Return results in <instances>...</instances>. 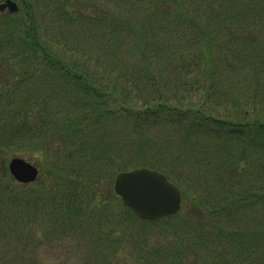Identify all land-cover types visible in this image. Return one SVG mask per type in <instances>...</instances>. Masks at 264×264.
Instances as JSON below:
<instances>
[{
  "label": "trees",
  "instance_id": "obj_1",
  "mask_svg": "<svg viewBox=\"0 0 264 264\" xmlns=\"http://www.w3.org/2000/svg\"><path fill=\"white\" fill-rule=\"evenodd\" d=\"M13 1L21 3L17 13L0 12V157L37 152L48 161L45 171L59 196L50 202L57 227L102 238L110 258L127 233L122 225L141 224V232L129 236L134 264H264V116L244 105L219 113L229 88L217 78L220 67L211 50L213 43L226 45L235 57L226 63L234 67L240 58L248 73L264 75V0H158L155 6L163 9H122L136 1L152 7L151 0H110L112 7L104 9L110 2L101 0L87 16L67 13L60 0V9L47 10L56 20L71 16L97 35L104 29L111 35L109 55L120 43L139 52L143 63L122 64L117 76L129 83L132 76L126 74L134 73L133 84L145 86L136 96L96 74L97 67L65 58L64 53H76L74 47L58 49L57 38L62 40L43 27L35 0ZM121 11L127 22L131 12H146L149 22L141 34L118 18ZM177 20L188 26L187 35L170 29ZM171 30L177 39L169 38ZM175 44L182 52L174 51V63L169 58L157 70L161 76L169 64L174 80L168 83L151 73L150 65L169 56ZM126 67L131 69L121 75ZM159 123L169 127L151 135ZM110 124L124 126L126 137H109ZM166 132L173 137H164ZM141 167L174 183L187 203L184 209L155 221L137 218L121 201L114 212L119 197L99 186ZM5 169L0 159V172L7 175ZM30 191L32 197L44 188ZM153 229L163 233L157 246L146 242ZM28 242L40 241L28 231ZM109 258L100 264H110Z\"/></svg>",
  "mask_w": 264,
  "mask_h": 264
},
{
  "label": "rangeland",
  "instance_id": "obj_2",
  "mask_svg": "<svg viewBox=\"0 0 264 264\" xmlns=\"http://www.w3.org/2000/svg\"><path fill=\"white\" fill-rule=\"evenodd\" d=\"M58 1L60 0H35L34 4L35 9L39 10L40 20L43 27L47 28L49 33H54L56 36H60L62 41H59L56 37L57 41L59 42L57 44H59L60 47L58 49L63 52V48L68 46L73 51L74 47L76 53L70 55L63 52L65 58L77 64L79 63L81 66L84 64L85 67H97L98 72L96 74L103 77L105 76L106 79L110 77V79L116 82L119 89L123 85L130 92L131 96H136V94L142 93L144 90L143 87L145 86H136L133 84L134 78L136 79V77L133 75L134 73L126 74L132 76L131 82L129 81V83H125V80L122 81L121 78L117 77L119 74L120 65L126 63L127 66L131 65L132 67L137 68L141 65L140 63H143V60L140 58V53L136 51L132 52L128 50L123 45V43H120L119 50L115 53L111 52L112 54L110 53L109 55V51H106L105 49L111 45V35L109 33L106 35V33L103 32L104 29H102L101 33L97 35L95 28H90L86 24H81L71 16H61L57 20L52 18L51 14L47 10L60 9V6L57 5ZM102 1L63 0V3L67 8V13L74 12V14H76V12H78L81 16H87L92 12L95 13L97 5L103 4ZM157 1L158 0H151V3L154 5L152 7H150L149 3L146 1L144 5H140L137 3L138 1H136L134 7H124L122 9H134L136 6H144V9H154L155 7L156 9H163L159 5L155 6ZM109 2L110 3H105L108 6L104 7V9H109V7H112L113 3L110 0ZM17 3L18 5L21 4L19 1H17ZM116 9L120 8L116 7ZM164 9L167 8L164 7ZM146 15V12L142 11H139L136 14L131 12L130 17H128L131 20L127 22L125 19L127 17L125 16L124 12L121 11V14L118 15V18L128 24V26H130L132 29H136L134 32H139L141 34L142 30H144L143 28L149 22V19L146 17ZM173 16L174 15H170V18L173 19ZM178 23L179 21L175 22V25H172L170 29H174L179 35L182 33L187 35V31L189 29L188 26L186 24ZM123 24L124 23H121L120 25ZM123 28L124 30H127L126 27ZM218 29L219 30L217 31L220 36L216 37V43L220 44L223 39L222 29ZM171 33L173 34L169 38H172V40L177 39L175 33L172 32V30ZM64 35H66L65 39L62 38ZM129 41L132 45L134 38H130ZM221 46L222 47L220 48V46L217 44L215 46V43H213L211 47V50L216 52L215 56L217 64L218 67H220L219 71L217 72V78H220L219 80H221V85L223 84L222 88H229V90L226 92V97L222 100L223 106L218 107L219 113L222 111L225 112L226 108L244 105L247 108L255 109L258 114L264 116V75L257 78L256 76H253L252 73H248L249 70L246 69L247 66L245 61L240 58L234 61V67L233 64H228L233 63L232 59L235 58L230 53L232 49L229 50V47H226V45ZM114 47L117 49V45ZM125 49L129 52H127ZM176 50L182 52L180 46L175 44V47L170 49V53L168 54L169 56H164L162 59L157 60L156 64L150 65L151 73H155V75L159 77L160 74L157 72L158 68L164 69L169 58L170 63H174L172 59H177V54L175 53L173 56L172 54ZM218 51L220 53L217 54ZM96 56L99 57L98 63H96L95 60ZM226 57L228 60L225 59ZM227 61L228 63H226ZM168 66L169 64L163 72L164 74L160 77L164 78L165 81L169 83V81L174 80V77L171 75L169 69H167L169 68ZM130 69V67H126L123 71H121L120 74L122 75L124 72ZM188 76H190V78L194 77L193 74ZM137 79L140 80V77L137 76ZM233 89L234 91L238 90V92H234ZM117 121L120 123V120ZM111 126L112 128L108 129L109 137L114 140H118L120 135V139L126 137L124 126L116 124L115 126ZM168 127L169 125L166 123H159L157 126H154V129L150 130V134L155 136L156 133H162L163 130L165 131ZM164 137H173V135L170 132H166ZM12 156L13 154L5 155L3 153L0 157V159L3 160L6 169L7 164ZM21 156L34 164L37 167L40 175L37 181L20 186L15 181H11L9 177L10 175L8 176V172L7 175H4L2 172H0L4 178V180L0 181L2 183H0V264H100L103 261L107 263L105 258L109 257L106 255L107 252L105 248L103 249L101 247L100 242H102V238H94L93 236H90L87 231L83 232L78 230L79 234H77L75 231H71L69 228L62 230L61 228L57 227L58 223L56 222L55 218H53L50 202L52 203L53 196L56 198L59 196H57V191L52 187L53 182L51 178L45 171L48 161H46V159L37 152ZM5 180H8L12 186L9 183L8 185H4L3 182H5ZM113 183L114 181L110 185L101 184L99 186L100 192L102 191L105 193L106 189L112 190ZM4 187L8 188L6 189ZM15 188H19V190H15ZM41 188H44L43 192H37L36 194L33 193L34 196L31 197V189L39 191ZM114 202L115 203L114 206L112 205V210L116 212V210L120 207V199H115ZM186 205L187 203L183 200L182 209H184L183 207ZM122 226L124 228L126 227L127 233L121 235L119 239H117L118 242L116 245V255L109 258L110 264H134L135 262V259L131 257L134 244L132 239H134V237L130 239L129 236L132 234L135 235V230L137 229H139V232H141L142 225L138 224L134 225L133 227L127 225ZM147 226L146 228L152 229L151 225L147 224ZM28 231L39 238L40 242H36V244L28 242ZM148 234L149 236L146 240L147 245L151 244V246H157L161 244L163 233H161L159 230L153 229L150 230ZM81 235L84 238L78 239V237H81Z\"/></svg>",
  "mask_w": 264,
  "mask_h": 264
},
{
  "label": "water",
  "instance_id": "obj_3",
  "mask_svg": "<svg viewBox=\"0 0 264 264\" xmlns=\"http://www.w3.org/2000/svg\"><path fill=\"white\" fill-rule=\"evenodd\" d=\"M18 12L16 2L0 3V12ZM12 178L21 184H29L39 178L37 167L19 156L12 157L7 164ZM114 193L122 204L142 220L154 221L175 215L181 208V192L167 177L156 171L141 167L118 173L114 179Z\"/></svg>",
  "mask_w": 264,
  "mask_h": 264
}]
</instances>
